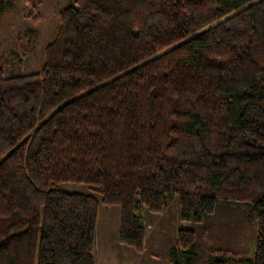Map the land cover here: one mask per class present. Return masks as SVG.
<instances>
[{
	"label": "trees",
	"instance_id": "1",
	"mask_svg": "<svg viewBox=\"0 0 264 264\" xmlns=\"http://www.w3.org/2000/svg\"><path fill=\"white\" fill-rule=\"evenodd\" d=\"M57 16L40 71L0 64V264H96L103 206L142 253V211L174 196L193 223L248 203V262L264 264V0H72ZM195 237L178 230L173 264Z\"/></svg>",
	"mask_w": 264,
	"mask_h": 264
},
{
	"label": "rangeland",
	"instance_id": "2",
	"mask_svg": "<svg viewBox=\"0 0 264 264\" xmlns=\"http://www.w3.org/2000/svg\"><path fill=\"white\" fill-rule=\"evenodd\" d=\"M2 1L0 0V5ZM71 1L31 0L27 3L24 0H5V8L0 11V64L4 67L6 76L25 75L41 70L45 61V46L54 41L58 32L57 14ZM32 8L41 15V21L38 23H33L25 16ZM19 43L22 46H19ZM22 50L23 57L19 54ZM19 57H22L21 62ZM59 189L67 192H88L86 185L71 182L60 185ZM168 204L170 210L178 207L172 198H169ZM107 208L103 206L101 209L98 217L99 227ZM249 211L248 203L219 201L216 212L207 216L202 223L190 222L180 225L182 229H192L196 234L192 264H209L215 259H220L226 264H249L248 259L255 251L257 231V221L250 218ZM150 214L153 216L154 229H146L149 239L147 242L145 238V250L137 253L129 247V252L133 255L131 257L141 260L140 264H168V259L179 263L186 262L185 257L180 259L173 256L177 236L175 216H171L169 212L165 216ZM218 250L233 252L237 258L219 256L216 253ZM121 257L126 256L119 253L117 246H109L100 253L96 252L98 264Z\"/></svg>",
	"mask_w": 264,
	"mask_h": 264
},
{
	"label": "crops",
	"instance_id": "3",
	"mask_svg": "<svg viewBox=\"0 0 264 264\" xmlns=\"http://www.w3.org/2000/svg\"><path fill=\"white\" fill-rule=\"evenodd\" d=\"M173 199V202H177L178 207L174 208L173 210L169 209V204H168V199L166 203V207L163 211V213L159 216H165L168 214V212L171 214V216H175V233L177 234L179 229H182L180 225H184L185 223H190V222H185L181 221L179 218V202L178 199L174 197H171ZM102 207L100 208L99 215L101 213ZM151 212L148 210H143L141 213V218L143 225L145 227V230L148 227H152L151 229H154V222L152 217L150 216ZM153 214V213H152ZM99 217V216H98ZM103 218L102 219V225L99 227V222H97V229H96V237H95V246H94V258H95V263L96 261V252H101V250H106L109 246H117L119 249L120 254H124L126 257H121L118 259H111V260H106L104 262H100L99 264H133L134 262H137V264H140L139 262L141 260L132 258L131 253L129 252L130 248L127 247L126 245H123L119 242L118 239V231H119V220H120V207L119 206H111L108 207L106 211L103 213ZM177 237V236H176ZM175 237V238H176ZM148 230H146V241L148 242ZM132 249V248H131ZM135 251V250H134ZM141 255V254H140ZM128 256V257H127ZM154 261H158L153 259ZM152 261V262H154ZM149 262V260H148ZM168 264H173V261L168 259Z\"/></svg>",
	"mask_w": 264,
	"mask_h": 264
}]
</instances>
